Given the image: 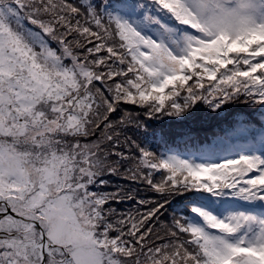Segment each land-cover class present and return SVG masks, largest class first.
Instances as JSON below:
<instances>
[{"label": "snow or ice", "instance_id": "snow-or-ice-1", "mask_svg": "<svg viewBox=\"0 0 264 264\" xmlns=\"http://www.w3.org/2000/svg\"><path fill=\"white\" fill-rule=\"evenodd\" d=\"M0 264H264V0H0Z\"/></svg>", "mask_w": 264, "mask_h": 264}]
</instances>
